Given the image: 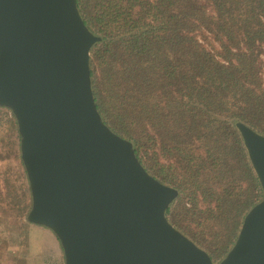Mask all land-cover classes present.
<instances>
[{
    "label": "trees",
    "instance_id": "trees-1",
    "mask_svg": "<svg viewBox=\"0 0 264 264\" xmlns=\"http://www.w3.org/2000/svg\"><path fill=\"white\" fill-rule=\"evenodd\" d=\"M78 4L103 38L91 68L105 122L180 191L170 221L219 261L263 197L237 122L264 134V0ZM0 123L15 131L19 157L11 110L0 107Z\"/></svg>",
    "mask_w": 264,
    "mask_h": 264
},
{
    "label": "water",
    "instance_id": "water-1",
    "mask_svg": "<svg viewBox=\"0 0 264 264\" xmlns=\"http://www.w3.org/2000/svg\"><path fill=\"white\" fill-rule=\"evenodd\" d=\"M102 40L78 0H0V107L21 136L27 220L56 235L65 264H264V134L237 122L263 197L215 262L167 215L180 191L105 122L91 68Z\"/></svg>",
    "mask_w": 264,
    "mask_h": 264
},
{
    "label": "rangeland",
    "instance_id": "rangeland-1",
    "mask_svg": "<svg viewBox=\"0 0 264 264\" xmlns=\"http://www.w3.org/2000/svg\"><path fill=\"white\" fill-rule=\"evenodd\" d=\"M17 148L15 131L0 123V264H45L42 255L47 253L51 257L49 243H45L36 225L27 220L32 196Z\"/></svg>",
    "mask_w": 264,
    "mask_h": 264
},
{
    "label": "crops",
    "instance_id": "crops-1",
    "mask_svg": "<svg viewBox=\"0 0 264 264\" xmlns=\"http://www.w3.org/2000/svg\"><path fill=\"white\" fill-rule=\"evenodd\" d=\"M35 227L39 233L40 232L43 233L45 243L47 242L49 243V246H47L48 243L46 246L47 249L49 250V253H51L52 258L50 256L47 257L46 256L47 253H44L42 257L48 258V262H49V258L52 259L53 264H65L64 251L56 235L51 230L43 226L36 225ZM52 261L49 262V264L52 263Z\"/></svg>",
    "mask_w": 264,
    "mask_h": 264
}]
</instances>
